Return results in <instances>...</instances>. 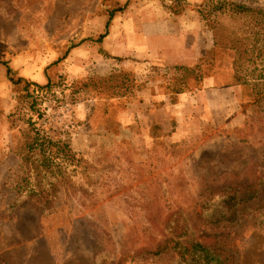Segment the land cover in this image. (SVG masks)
I'll list each match as a JSON object with an SVG mask.
<instances>
[{
  "label": "rangeland",
  "instance_id": "1",
  "mask_svg": "<svg viewBox=\"0 0 264 264\" xmlns=\"http://www.w3.org/2000/svg\"><path fill=\"white\" fill-rule=\"evenodd\" d=\"M190 8L213 30L194 66L125 47ZM206 78L244 87L240 115L181 98ZM31 120L86 165L72 172L84 189L50 214L16 196ZM230 184L256 186L264 203V0H0V264H174L145 250L177 209L203 244L230 246L235 264H264V233L251 220L198 218L203 192ZM103 249L114 259L97 261Z\"/></svg>",
  "mask_w": 264,
  "mask_h": 264
},
{
  "label": "trees",
  "instance_id": "2",
  "mask_svg": "<svg viewBox=\"0 0 264 264\" xmlns=\"http://www.w3.org/2000/svg\"><path fill=\"white\" fill-rule=\"evenodd\" d=\"M128 5L127 1L124 6L109 11L106 30L96 40L97 42H102L108 35L116 13L124 11ZM205 16L207 15H204V18ZM78 44L74 43L70 48ZM4 64L10 74L11 67L7 63ZM28 84L31 83L26 84L27 88ZM37 86L39 87L38 84ZM29 96L33 95L29 93ZM35 104L36 101L33 99L32 106ZM18 153L21 157L20 174L15 183L18 200L28 199L42 213L50 214L64 197L84 189L76 185L72 172L86 165L77 157L69 142L54 129L37 125L36 121H29L24 132L23 143L18 147ZM262 201V198L259 199L258 188L252 184L241 187L230 184L220 189L207 188L199 203L198 218L206 224L215 226L227 224L234 227L251 220L264 233V203ZM151 235L155 237L156 246L148 248L145 252L154 256L171 253L175 259L174 264L236 263V253L230 246L223 243L203 244L182 209L170 213L163 230ZM108 259L114 258L105 249L96 255L97 261Z\"/></svg>",
  "mask_w": 264,
  "mask_h": 264
},
{
  "label": "crops",
  "instance_id": "3",
  "mask_svg": "<svg viewBox=\"0 0 264 264\" xmlns=\"http://www.w3.org/2000/svg\"><path fill=\"white\" fill-rule=\"evenodd\" d=\"M177 18L170 16L150 23L144 27L143 33L133 36L132 45L125 47L130 51L144 53L147 57H160L162 61L173 65L194 66L199 60L200 53L210 48L209 36L213 30L204 27V16L191 8ZM176 20L180 23L178 24ZM209 80L211 78L205 79L206 88L182 94L181 98H200L207 104V111L212 108L220 110L218 114L226 118L240 115L241 111L235 105L243 99L244 87L216 86ZM232 104L234 108H229Z\"/></svg>",
  "mask_w": 264,
  "mask_h": 264
}]
</instances>
